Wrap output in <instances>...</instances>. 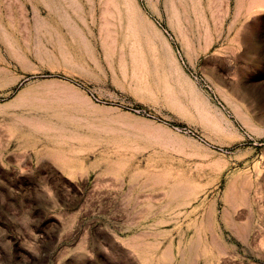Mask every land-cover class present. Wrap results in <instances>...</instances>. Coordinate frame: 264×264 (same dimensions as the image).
Here are the masks:
<instances>
[{"label": "rangeland", "instance_id": "374dc122", "mask_svg": "<svg viewBox=\"0 0 264 264\" xmlns=\"http://www.w3.org/2000/svg\"><path fill=\"white\" fill-rule=\"evenodd\" d=\"M0 264H264V0H0Z\"/></svg>", "mask_w": 264, "mask_h": 264}]
</instances>
